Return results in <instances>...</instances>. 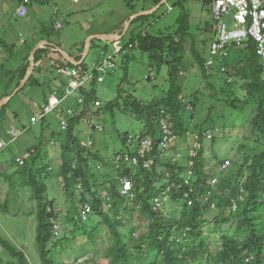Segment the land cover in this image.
I'll list each match as a JSON object with an SVG mask.
<instances>
[{"label": "rangeland", "instance_id": "1", "mask_svg": "<svg viewBox=\"0 0 264 264\" xmlns=\"http://www.w3.org/2000/svg\"><path fill=\"white\" fill-rule=\"evenodd\" d=\"M156 1L52 0L48 5L40 6L44 8L42 14L34 13L33 15L30 12L33 20L26 26L24 19L14 18V11L17 9L16 0H0V45L4 47L2 45L4 32L12 30L11 28L14 24H19L21 28H24V30L20 29V31H15L11 35L14 41L12 44L14 49L7 51L4 48V52L0 53V99L5 98L6 94L4 93L7 91L8 78L13 76L12 74L10 75V72L13 71L14 75L17 76V69L20 65L22 67L26 60L31 63L32 53L43 39L66 45L65 52L71 56L77 55V52L73 51L72 46L79 43L86 47V42L93 36L113 33L124 34L127 29L122 42L128 44L133 36H138L143 32L151 35H159L160 33L176 35L179 29L185 27L188 28L189 36L185 44L186 52H183L185 55L184 68L181 75L183 79H181L179 84L186 88L188 96L192 92L199 91L203 97L194 113L181 114L187 131L180 138L178 148L184 155L189 156L190 160L191 151H194L196 156L199 153V148L195 149L194 147L203 148L206 151V159L204 160H206L208 166L210 163L216 164L214 162V153L219 154L221 160L229 158L226 160L232 161L226 170L228 173L234 168L233 162L244 163L247 156H253L250 154V150L255 145L252 142L254 137L250 131L251 121L254 119L256 112L254 103L245 110L234 111L230 109L222 103V100L230 99L232 95L223 96L219 89L216 93H211L207 88V84L204 81L200 82L197 75L199 72H195L194 61L190 56L192 48H198L197 50L200 53L201 50L205 49L206 59H208L210 57L209 47L215 38V21L210 16L211 12L209 11L207 0H168L167 2L166 0H159L158 4ZM214 1H211L210 5ZM49 4H54V7ZM155 9H157L155 13L142 15L140 16V18L142 17L141 20L134 22L135 19L134 23L132 22L128 25L135 16L154 11ZM56 11L60 12L59 16ZM69 16H74V22L71 24L67 22L69 21ZM186 16L189 17V24L182 23ZM210 28H213V31ZM23 41L26 44L23 45ZM94 42L95 44L85 64L90 73L93 65L99 59L102 60L107 54L102 56L105 47L103 42L97 39ZM205 43H207V46H205ZM112 50L111 48L108 53L112 52ZM84 52L85 50L82 54ZM37 57L39 62L42 61L41 68L44 72L48 71L47 83H44L41 88L33 85L39 74V71H37L29 84L19 92L18 96L11 100L12 102H9L6 111L2 113L5 115L6 120L0 125V233L11 244L26 254L30 264H44L36 239L37 218L35 211L36 202L32 199L33 190L26 184L28 177H22L20 167L13 162L15 158H20L28 151L35 150L38 146H41L46 153L45 155L41 151L43 158L46 157V161L42 165H47L51 174L49 178L46 174L41 176L42 180L46 178L45 183L48 185L47 199L52 204L53 209L59 214L56 225L61 228V238H72V243L65 242L63 245L61 244L64 247V251L59 258L65 264H69L71 261L88 256V264H107L106 260L96 258L100 256V250L108 245L107 237H97L99 249L88 241V237L84 232L95 228L100 218L97 215H93L87 222L75 221L80 219L81 216L74 215L75 212H78L77 207L80 206L79 201L81 200L82 189L77 188L79 176L76 177L78 179L74 182L76 189L71 186V189L67 190L61 179L62 173L60 169L63 161L61 143L63 137H65L60 123L61 114L56 111L48 115L45 121L32 124V116L39 113L34 104L48 103L50 97L56 93V90L60 92L65 85L62 84L63 86L57 89V83L59 84L61 81L57 69L58 65L61 64L43 59L41 54ZM63 62L65 63L64 60ZM117 63V70L106 77L105 83L97 82L96 98L94 100H99L101 106H95L92 103L94 100H91L89 109H87L89 116H84L75 129L76 137L80 138L84 145L88 146L91 141L95 142V145L91 147L92 155H100L106 163L115 157L116 152L125 150L124 138L127 135H135L143 128V124L135 118L132 111L133 98L151 102L164 98L170 89L168 67L164 66L161 72H158L157 69L152 68L148 54L141 51H133L129 60L125 62L124 59H118ZM18 73L21 77V72L19 71ZM149 76L151 78L147 79ZM56 78L57 81L54 82ZM49 81L53 83H48ZM232 94L244 96L239 88H237L236 93ZM217 96H220L222 100L218 101ZM243 100L247 99L244 98ZM64 106L76 108V100L71 98ZM90 110L91 112L89 113ZM97 113L98 115H96ZM96 126H100L102 131H98L95 128ZM25 129L27 130L25 131ZM208 130L213 132L212 135L205 137L203 145H200V138ZM10 131H17L19 138L12 143L8 142L7 145L2 144V139L8 138ZM21 132L23 133L21 134ZM56 136L58 137L57 142L54 140ZM248 138H251L250 143L247 142L250 141ZM244 145L249 147L246 151L241 148ZM257 147L256 145L255 148ZM74 155L66 159H71L70 161L74 164V168L78 169L79 163ZM169 155L172 156L173 153ZM100 165L95 160L91 161L92 173H99L103 167L102 165L100 167ZM98 167H100V170ZM105 170H111V167H105ZM232 170L234 172L237 171V169ZM36 178L40 179V176H36ZM216 178V186L212 190L218 192L219 177ZM205 180L209 181L208 179ZM165 182L166 180L161 181V183ZM80 185L82 186V183ZM101 185H103V182H101ZM193 188L197 189V186H193ZM159 197L163 199L162 194ZM83 198L86 200V195ZM106 200L103 202V207L108 212L107 210L111 207H108ZM173 201H177V203L175 204ZM181 202H184V199L177 197V200H174V197L170 195L169 202L164 204L163 209L169 216L177 218V216H180L178 213L182 209ZM211 203L216 202L210 198L209 204ZM2 205L7 207L9 210L8 214L5 213L6 211L2 208ZM108 213L111 214L113 212L110 209ZM219 213V210H210L206 216L209 225L205 226V234L210 236L211 244H214L215 240L220 242L222 237L220 231L210 224ZM63 231L73 233L65 237V234H62ZM104 233H108L106 228ZM213 238L216 239L213 240ZM213 248L214 246L212 250ZM10 259L7 251L0 245V264H7Z\"/></svg>", "mask_w": 264, "mask_h": 264}, {"label": "trees", "instance_id": "2", "mask_svg": "<svg viewBox=\"0 0 264 264\" xmlns=\"http://www.w3.org/2000/svg\"><path fill=\"white\" fill-rule=\"evenodd\" d=\"M211 1L214 0H207V3L210 4ZM156 3L158 4L159 0ZM188 18L186 16L182 23H188ZM141 19L142 17L134 22ZM188 34V28L185 27L179 29L176 35H166L165 33L151 35L147 32L144 35L143 32L138 36H133L128 42V45H132H130L132 52L141 51L148 54L152 68L157 69L158 72H161L164 66L169 69L170 89L164 98L151 102L133 98L131 104L135 118L143 124L142 130L137 134L151 141L152 147L149 150L143 149L137 144L129 143L130 137L138 136L137 134L127 135L124 138L125 150L116 152L115 157L106 163L100 155H92L91 147L95 145V142L89 148L80 141V138L76 137V126L88 114L87 109L90 104L86 106V103L96 98L97 77L91 83L94 84V89L92 87L90 91L82 90L81 92L86 99L83 104L86 112L83 106L77 105L76 108L71 106L77 111V116L70 121L72 127L69 128V131L64 132L65 137L61 143L63 149L61 179L66 189L70 190L71 186L76 189L74 182L80 178L77 182V188L82 189L81 200L79 201L80 206L77 207L78 212H75L74 215L82 214L83 204L86 202L92 205L93 215H97L100 219L95 228L84 232L88 241L99 249L97 237H107L108 245L102 248L100 256L96 257L106 260L107 264H264V83L261 79L259 58L252 41L236 45L242 47L233 49L230 58L225 61L227 63L218 62L213 67L214 70L213 68L207 69L209 58L206 59L205 49L201 50L200 53L198 48L193 47L190 56L194 61L195 72H199L197 75L200 82L204 81L211 93H216L219 89L223 96L232 95L230 99L226 100L217 96L218 101L222 100L223 104L234 111L245 110L254 103L256 112L251 121L250 131L254 137L252 142L255 145L250 150V154L253 156H247L244 163L233 162L234 168L232 169H237V171L234 172L231 169L227 173V169L223 170L222 166L226 161H229L226 160L229 158L221 160L220 155L214 153L216 164L210 163L208 166L204 160L206 159V151L201 147H194L195 149L199 148V153L196 157L191 158L194 161L193 166L190 164L189 156L185 155L178 159L177 163H172L170 158L167 159L165 154L158 149L160 141L159 123L163 116L172 125L173 131L178 133L181 138L187 131L181 114L194 113L203 97L199 91L192 92L188 96L186 88L179 84L183 79L181 78L185 62L183 52H186L185 44ZM103 43L105 44L103 51L108 53L109 46L107 42ZM94 44L93 41L92 48ZM82 51H84V47ZM46 52L42 49L36 53L35 64L39 63L37 56L41 54L42 57ZM130 54L124 58L125 62L129 60ZM62 59L65 58L62 56ZM81 59L79 57V60ZM100 61L101 59L98 60V62ZM65 62L67 61L65 60ZM66 64L70 68L71 66L76 69L80 68L70 63ZM85 64L86 62L81 68H86ZM222 66H226L229 73H222ZM29 67L28 64L21 71V80L25 78ZM230 76L233 77L231 83H229ZM32 78L33 76L30 80ZM150 78L151 76L147 77V79ZM105 82L106 79L103 83ZM237 88L242 92L243 97L232 94L237 92ZM85 92L88 93L87 96ZM244 98L248 101L243 100ZM64 105L59 109V114L62 113L60 115L62 117L66 116V110L70 108ZM8 106H5L0 112V125L6 120L2 113L6 111ZM203 139H205L204 136L200 138V145H203ZM54 140L57 142L58 137L56 136ZM248 140L250 141L247 142L250 143L251 138ZM256 145L257 148H255ZM241 148L246 151L249 147L244 145ZM41 151L46 155L41 146L22 155L20 157L24 160L22 166L17 163L18 157L13 162L20 167L21 176L28 177L26 184L33 190L32 199L36 202L37 218L36 239L43 263L65 264L59 258L64 251L62 245L65 242L72 243V238H61V231L56 234L55 226L59 214L47 199L46 178L41 179L44 174L48 178L51 177L48 171L49 167L42 165L46 161V157L43 158ZM71 155H74L78 160V169L74 168L71 159H66ZM127 155L138 157L140 164L134 166L130 162H125L121 164L120 168H117V157L122 156L124 158ZM94 160L103 166L99 173H92L91 171V161ZM151 160L156 161L155 165L151 170L145 169L144 163ZM105 167H111V170H105ZM188 171H194V176L190 177L192 185L197 186L198 192L202 195L210 190L212 192L211 198L218 206L216 203L203 204L197 201L193 207H188L184 201L180 204L182 205V209L178 213L180 216L177 218L169 216L163 209L164 206L157 208L154 205V199L161 194L164 195L163 193L167 191L166 188L172 185V180L177 184L187 180L189 178ZM212 171L218 172L213 173ZM167 172L172 173L170 179H166ZM36 176H40V179H37ZM125 176L134 182L136 198L132 201L126 198L124 200L120 196V183ZM216 177H219L218 192L213 191L211 185L212 180L217 179ZM162 180H166V182L161 183ZM209 187L211 188L208 189ZM103 193L110 196V209L113 212L111 214L108 213L110 209L107 210L108 212L104 210L103 202L106 199ZM84 195H86V200L83 198ZM172 196L174 200H177V197L183 199V193L178 189L173 190ZM173 203L176 204L177 201H173ZM213 204L215 205L214 208ZM107 205L110 207L109 203ZM2 208L6 211L5 213H9L7 207L2 205ZM210 210H219L220 212L215 220L210 222L222 234L220 242L213 238L214 244H211L210 236L205 234V226L209 225L206 216ZM75 221L78 222V219ZM105 228L108 233H104ZM63 233L66 237L73 232L63 231ZM57 238L61 239L56 240ZM0 245L11 258L7 264H30L26 254L5 239L1 233ZM216 248L217 250H215ZM86 263L88 264L89 261Z\"/></svg>", "mask_w": 264, "mask_h": 264}, {"label": "built area", "instance_id": "3", "mask_svg": "<svg viewBox=\"0 0 264 264\" xmlns=\"http://www.w3.org/2000/svg\"><path fill=\"white\" fill-rule=\"evenodd\" d=\"M19 7L17 14L20 17H26L28 14V6L32 0H19ZM209 9L212 13V17L215 21L214 32L218 35L214 38L210 45V57L207 62V69H212L217 65L218 62L224 63L225 61H220V58H225L226 60L230 58L231 52L235 48L242 46H235V42H240L243 39H247L248 42L252 41L255 46H257L256 54L259 58V66L262 72V82L264 83V2L261 0H218L212 5H209ZM146 35V32H144ZM24 42V41H23ZM112 46V52L107 53L100 62L93 65L92 72L90 73L86 68H70L67 65H59L58 72L61 76L67 79L66 89L60 92L56 91L53 96L50 97L48 103H43L41 105L35 103L34 106L39 110V113L32 116V124H37L44 121L48 115L58 111L62 105L66 104L71 98L76 100L78 106L82 107L85 103V97L82 95V90L85 86L91 85L92 81L97 77L98 82L103 83L106 76L112 74L118 67V59H124L129 56L128 44L121 41H116L115 43H110ZM131 45V44H130ZM132 46V45H131ZM222 73H229V69L226 66H222ZM231 74V71H230ZM98 75V76H97ZM233 81V77H229V83ZM95 106H101L100 101L93 102ZM77 116V111L73 108H68L66 110V116L61 117V128L64 132L68 131L71 126V120ZM98 131H102L100 126L95 127ZM160 128V141L158 149L161 153H164L165 157L170 158L172 163H177V160L183 157L182 152L179 151L178 143L180 141V135L175 133L172 129V125L168 122L165 116L159 123ZM212 135V131L208 130L205 132L204 137H209ZM19 138L17 131H10L8 133V138L2 139V144L7 145L8 142L12 143L14 140ZM129 143L137 144L143 149L149 150L152 147L151 141L149 139H144L142 136L130 137ZM91 141L88 146H92ZM173 153V155H169ZM190 157H196L194 151H191ZM125 162H130L134 166L140 164L138 157L122 156L117 157L116 163L117 168H120L121 164ZM17 163L21 166L24 163L22 158L17 159ZM156 161H146L144 163V168L151 170L155 165ZM192 166L194 161L191 160ZM231 165L230 161H226L222 166L223 170H226ZM100 169V167H98ZM189 178L182 181L177 185V182L172 180V185L166 188V192L163 194V199L157 196L154 199V205L157 208H162L164 204L169 202V196L173 194V190H181L183 193V199L188 207H193L197 201L203 204H208L211 198L212 192L206 191L204 194H200L197 189H194L191 183L190 177L194 176V171H188ZM170 173H166V179H170ZM217 179L212 180V187L216 185ZM134 182L127 176L121 179L120 183V196L123 198L135 199L136 194L134 193ZM170 193V194H169ZM104 198L107 197V203L111 207L110 196L107 193H103ZM88 203V202H86ZM90 204V203H88ZM88 204H83L82 214L78 221L84 223L89 220L94 214L93 207ZM213 208L215 205H212ZM236 207V206H235ZM56 234H59L61 230L60 226H55ZM88 260V256L81 257L78 260H74L69 264H85Z\"/></svg>", "mask_w": 264, "mask_h": 264}, {"label": "crops", "instance_id": "4", "mask_svg": "<svg viewBox=\"0 0 264 264\" xmlns=\"http://www.w3.org/2000/svg\"><path fill=\"white\" fill-rule=\"evenodd\" d=\"M75 1H77V0H75ZM166 1H168V0H166ZM16 2H17V9L14 11V18L15 17H17V18H20V19H24V22H26V26L29 24V22H32V20H33V17H32V15L30 14V12L31 13H33V15H34V13H36V14H42L43 13V7L44 6H46V5H48V3H50V2H52V0H32V2L29 4V6H28V16L27 17H20V16H18V14H17V10H18V7H19V0H16ZM49 5H51L52 7H54V4H49ZM210 5V4H209ZM40 6H43V7H40ZM46 9V8H45ZM209 11H210V9H209ZM56 13H57V15L59 16V14H60V12H58V11H56ZM211 16V15H210ZM57 19V18H56ZM69 24H71V23H73L74 22V16H69V21H67ZM61 24V23H60ZM12 30H10V31H8V32H4V35H3V46L4 47H2L1 45H0V53H3L4 52V48H6L7 49V51H11V50H13L14 48L12 47V44L14 43V41H13V38H12V33L13 32H15V31H20V29L21 30H24V28H21V26H19V24H17V25H13L12 26V28H11ZM211 29V28H210ZM205 31V30H204ZM211 31H213V28L211 29ZM20 35H21V33H19ZM21 42V41H20ZM23 43V45L24 44H26V42H22ZM104 44V43H103ZM107 44H108V46H109V49L107 50V51H109V50H111V44L110 43H108L107 42ZM40 45H44L43 47V49L44 50H46L47 52L42 56V58L43 59H48V60H50L51 62H53V63H58V64H61V65H67V64H65L64 62H63V60L64 59H62V54L60 53V52H58V51H55L54 50V47H59V48H61V49H63V51L65 52V47H66V45H64V44H58V43H54V42H50L49 40H47V39H43V40H41L40 41V43H39V46ZM105 45V44H104ZM47 46V47H46ZM83 47H84V50H85V46L84 45H80L79 43H77V44H75L74 46H72V48H73V51L74 52H77V55H71V56H73V57H75V59H77V61H81V60H79V57H83V51H82V49H83ZM91 50H92V48H91ZM104 50V49H103ZM91 52V51H90ZM106 52V51H105ZM104 51H103V55L102 56H104V53H105ZM66 53V52H65ZM49 54V56H47ZM62 55V56H61ZM102 58V57H101ZM87 60V59H86ZM86 60L84 61V63L86 62ZM65 61V60H64ZM64 63V64H63ZM67 63V62H66ZM83 63V64H84ZM30 65V63L29 62H27V60H26V62H25V64L21 67V65L19 66V68L17 69V76L16 75H14V72L13 71H11L10 72V75L12 74L13 76H8L9 78H8V83H7V91H5V93L4 94H6L4 97H6V96H9V95H11L12 93H13V91L15 90V89H17L19 86H20V84H21V82H22V80H21V77H20V74L18 73L19 71L21 72L27 65ZM42 67V61L41 62H39L38 64H37V66H36V69H35V72H34V74H33V77L35 76V74L37 73V71H39V74L37 75V79H36V81H35V83L33 84L35 87H37V88H41V87H43V84L44 83H47V73H48V71L45 73L44 72V70L41 68ZM29 69V68H28ZM60 75V74H59ZM64 77V76H63ZM63 77H61L60 76V78H61V81H60V83L58 84L57 83V89H59L60 88V86L64 83V84H66L67 82H65V81H67V79H64ZM57 81V78L54 80V82H56ZM63 82V83H62ZM48 83H53V82H48ZM8 90H12V91H8ZM10 92V93H9ZM16 97V96H15ZM14 97V98H15ZM13 98V99H14ZM12 99V100H13ZM0 101H1V99H0ZM12 102V101H11ZM66 107H70V108H72L71 106H66ZM1 132V131H0Z\"/></svg>", "mask_w": 264, "mask_h": 264}, {"label": "water", "instance_id": "5", "mask_svg": "<svg viewBox=\"0 0 264 264\" xmlns=\"http://www.w3.org/2000/svg\"><path fill=\"white\" fill-rule=\"evenodd\" d=\"M167 2V1H166ZM158 9V8H157ZM155 9L154 11H151V12H145L141 15H137L135 16L134 18H132V20L128 23L131 24L135 19L139 18L140 16L142 15H151L153 13L156 12ZM126 32H127V29L125 30L124 34H117V33H113V34H109V35H99V36H93L91 37L87 42H86V47H85V52L83 54V57H82V60L81 61H77L75 59V57L73 56H70L68 55L67 53H65L61 48L59 47H54V50L55 51H58L60 52L63 57L65 58V60L72 64L73 66L77 67V66H81L84 61L88 58L89 54H90V51H91V48H92V44H93V41L95 39L97 40H101L103 42H108V43H115L116 41H121L123 40V38L125 37L126 35ZM44 45H40L38 46L32 53V56H31V63H30V67L27 71V74L25 76V78L22 80L21 84H20V87H18L13 94L9 95V96H6L5 98H3L1 101H0V112L1 110L15 97L17 96V94L25 87V85L28 83V81L30 80L32 74L34 73L35 69H36V66L37 64H35V55L36 53L39 51V50H42L44 47Z\"/></svg>", "mask_w": 264, "mask_h": 264}, {"label": "bare ground", "instance_id": "6", "mask_svg": "<svg viewBox=\"0 0 264 264\" xmlns=\"http://www.w3.org/2000/svg\"><path fill=\"white\" fill-rule=\"evenodd\" d=\"M217 1H218V0H215L214 2H212V4H214V3L217 2ZM261 1H262V0H261ZM212 4H211V5H212ZM159 5H160V4H159ZM28 11H29V10H28ZM210 12H211V11H210ZM27 16H28V15H27ZM27 16H26V17H27ZM211 16H212V13H211ZM139 18H140V17H139ZM212 18H213V17H212ZM213 19H214V18H213ZM214 33H215V32H214ZM217 37H218V35L215 33V38H217ZM247 42H248L247 39H243V40L240 41V42H235L234 45H235V46H236V45H242V44H245V43H247ZM249 42H250V41H249ZM46 47H47V46H46ZM111 47H112V46H111ZM131 48H132V47H130V45H128L129 53H130V51H131ZM62 50H63V49H62ZM39 51H40V50H39ZM255 51H257V46H255ZM105 53H106V52H105ZM64 60H65V59H64ZM76 60H77V59H76ZM220 61L223 62V61H226V59H225V58H220ZM67 63H68V62H67ZM225 63H227V62H225ZM63 64H64V63H63ZM65 64H66V62H65ZM82 65H84V64H82ZM82 65H81V66H82ZM224 65H225V64H224ZM69 67H70V66H69ZM77 67H80V66H77ZM71 68H72V66H71ZM80 68H81V67H80ZM213 70H214V68H213ZM34 72H35V71H34ZM57 73L59 74L58 69H57ZM33 74H34V73H33ZM33 74H32V76H33ZM228 75H229V74H228ZM32 76H31V77H32ZM226 77H227V76H226ZM230 77H231V76H230ZM64 79H66V78H64ZM65 82H67V81H65ZM92 82H94V81H92ZM62 83H63V82H62ZM63 84H64V83H63ZM26 85H27V84H26ZM26 85H25V86H26ZM93 85H94V84H93ZM61 86H63V85H61ZM66 87H67V86H66V84H65V85L61 88V90H65ZM87 87H90V88H87ZM24 88H25V87H24ZM24 88H23V89H24ZM91 89H92V84H91V85H88V86H85L83 90L87 92V91H90ZM93 89H94V87H93ZM86 92H85V94H86ZM91 92H92V91H91ZM87 94H88V93H87ZM87 94H86V96H87ZM85 100H86V99H85ZM94 101H95V100H94ZM87 102H88V101H87ZM91 102H92V101H91ZM8 104H9V103H8ZM8 104H7V105H8ZM87 104H90V102L86 103V106H87ZM7 105H6V106H7ZM83 107H84V106H83ZM73 109H74V108H73ZM88 109H89V108H88ZM84 110H85V107H84ZM78 112H79V111H78ZM85 112H86V110H85ZM90 112H91V110L89 111V113H90ZM80 113H82V112H80ZM61 114H62V113H61ZM65 114H66V113H65ZM161 114H162V113H161ZM87 115H88V114H87ZM87 115H86V116H87ZM88 116H89V115H88ZM45 120H46V119H45ZM71 127H72V126H70V128H71ZM68 131H69V130H68ZM66 132H67V131H66ZM135 135H136V134H135ZM137 135H139V134H137ZM0 141H1V140H0ZM129 145H130V144H129ZM131 145H132V144H131ZM195 154H196V153H195ZM183 155H184V154H183ZM184 156H185V155H184ZM141 162H142V161H141ZM23 164H24V163H23ZM23 164H22V165H23ZM130 164H131V163H130ZM143 166H144V165H143ZM214 179H215V178H214ZM126 199H129V200H131V201L134 200V199H130V198H126ZM86 204H88V203H85V205H86ZM88 205H90V204H88ZM91 206H92V205H91ZM79 259H80V258H79ZM77 260H78V259H77Z\"/></svg>", "mask_w": 264, "mask_h": 264}, {"label": "clouds", "instance_id": "7", "mask_svg": "<svg viewBox=\"0 0 264 264\" xmlns=\"http://www.w3.org/2000/svg\"><path fill=\"white\" fill-rule=\"evenodd\" d=\"M209 49H210V47H209ZM191 149H193V148H191ZM88 261V260H87ZM72 262V261H71ZM71 262H69V263H71Z\"/></svg>", "mask_w": 264, "mask_h": 264}]
</instances>
